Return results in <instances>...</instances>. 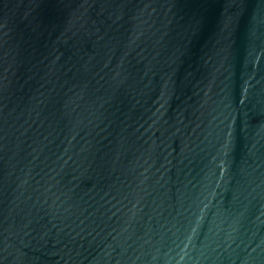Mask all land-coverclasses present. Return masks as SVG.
Wrapping results in <instances>:
<instances>
[{
	"label": "water",
	"instance_id": "water-1",
	"mask_svg": "<svg viewBox=\"0 0 264 264\" xmlns=\"http://www.w3.org/2000/svg\"><path fill=\"white\" fill-rule=\"evenodd\" d=\"M0 264H264V0H0Z\"/></svg>",
	"mask_w": 264,
	"mask_h": 264
}]
</instances>
